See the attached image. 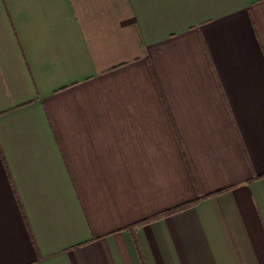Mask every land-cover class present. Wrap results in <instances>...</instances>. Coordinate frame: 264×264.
Masks as SVG:
<instances>
[{
  "label": "crops",
  "instance_id": "obj_1",
  "mask_svg": "<svg viewBox=\"0 0 264 264\" xmlns=\"http://www.w3.org/2000/svg\"><path fill=\"white\" fill-rule=\"evenodd\" d=\"M0 264H264V0H0Z\"/></svg>",
  "mask_w": 264,
  "mask_h": 264
},
{
  "label": "trees",
  "instance_id": "obj_2",
  "mask_svg": "<svg viewBox=\"0 0 264 264\" xmlns=\"http://www.w3.org/2000/svg\"><path fill=\"white\" fill-rule=\"evenodd\" d=\"M186 205H184V206H181V207H179L178 209H180V208H183V207H185Z\"/></svg>",
  "mask_w": 264,
  "mask_h": 264
}]
</instances>
